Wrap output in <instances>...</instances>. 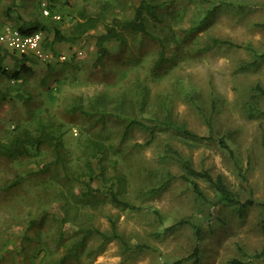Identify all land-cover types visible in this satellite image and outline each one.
Returning a JSON list of instances; mask_svg holds the SVG:
<instances>
[{
	"label": "rangeland",
	"instance_id": "obj_1",
	"mask_svg": "<svg viewBox=\"0 0 264 264\" xmlns=\"http://www.w3.org/2000/svg\"><path fill=\"white\" fill-rule=\"evenodd\" d=\"M139 1L0 0V34L23 21L67 34L83 15L104 14L110 24L130 17ZM147 1L160 5L148 35L120 32L100 56L98 24L56 44L51 62L34 59L20 80L0 76V143L23 129L37 135L41 123L61 140L57 152L43 145L0 155V264H169L195 248L198 264H264V254L251 257L264 244V96L255 90H264V0ZM160 42L165 60L157 66ZM12 66L6 54L4 67ZM78 106L83 112L72 111ZM131 119L146 127L122 137ZM176 154L257 204L240 215L193 178L205 196L197 197L179 177ZM111 185L139 209L115 206ZM112 224L119 239L94 233L111 236Z\"/></svg>",
	"mask_w": 264,
	"mask_h": 264
},
{
	"label": "trees",
	"instance_id": "obj_2",
	"mask_svg": "<svg viewBox=\"0 0 264 264\" xmlns=\"http://www.w3.org/2000/svg\"><path fill=\"white\" fill-rule=\"evenodd\" d=\"M223 3L227 4L229 2L224 0ZM217 7L218 4L214 5L210 10H208L203 20L206 21L209 18V16H212L217 10ZM159 8H160L159 4H155L147 0H140L138 5L134 7L130 17L127 18L115 17L111 20L110 24L105 23L104 14L103 16H101L100 14H97L95 16L83 15L81 16L80 20L77 21L72 26L71 32L67 34L63 33L56 24L44 25L38 22H31V21H27V22L23 21L17 26V30L23 34H30L35 32L43 33L42 31L51 32L53 37L50 40L46 39L45 35H43V47L45 49L51 50L54 56H57L58 53L55 50L56 44L62 42L73 43L78 39H80L87 31L91 29H95L98 24H103L104 32L98 34L95 38V47L99 55L102 56L107 51L105 44L109 41L120 38V32L127 31L139 35H145V36L148 35L149 32L147 30V23L149 20L156 18V13L158 12ZM103 12H105L104 8H103ZM194 31L195 30H191V33H193ZM6 54H9L13 61V66L10 69L4 67V60L6 58ZM34 59L36 58L32 56H16L15 54L10 53L8 50H6L4 47L0 46V76L6 77L9 80L18 81L24 75L30 74L33 71L30 63L34 62ZM164 60H165V48L163 43L160 42V51L157 59V66H159L160 63H162ZM255 90L258 92L259 95L264 96V90L259 85L255 86ZM5 98L6 96L2 92H0V102ZM81 109L82 108L78 106L72 111L83 112V110ZM255 113L257 112H255L254 107L250 106L249 114L252 116L255 115ZM165 124L174 131H177L187 137L193 139L200 138L198 135L188 130L184 125H176L169 120H167ZM134 125L146 127L145 124H143L142 122L137 121L135 119H131L127 121L122 137H125L126 133ZM207 125L209 127V130L212 131L209 120H207ZM219 141L223 147L225 148L227 147L223 139H220ZM43 145L51 146L53 150H55L56 152L59 150L61 146V140L55 134L51 124L41 123L39 127V133L37 135H33L27 129L21 130L16 136L12 137L9 142L0 143V155L6 157H16L24 154V152L28 147L31 148L40 147ZM262 146L264 149V135L262 137ZM176 155L178 162L180 163V166L183 169V174L180 175L179 177L180 179L188 181L192 184L193 191L197 195V197L205 198L204 194L201 192L198 185L193 181V178H201L204 181L208 182L211 188L214 190L215 194L217 195V203L227 207H236L240 215H243L248 207L257 204L252 198H248L245 201L238 200L235 194L232 191H230L229 188L226 186V184L223 182L221 176L218 175L216 177H212L207 171H197L192 167L191 163L188 160L182 159L179 154ZM110 187L111 189H110L109 198L110 201L115 206L120 207L122 209H131V210L139 209L138 206L130 204L120 199L118 193L114 191L113 185H111ZM87 190L92 191V188L90 186H87ZM261 205L263 206V211H264V200L261 203ZM153 213L158 218H160V214L157 210H153ZM183 223L184 221H179L177 224H174L168 228L171 229L176 225H181ZM261 229L264 234V220L261 223ZM93 231L94 230H91L90 233H92ZM94 233L103 236L105 239H112V238L119 239L120 237L119 234H117L116 232V228L114 224H112L111 236H106L104 233L99 232L98 230H95ZM195 233L198 235V228H196ZM82 243H83V238H82ZM262 254H264V244L262 250L259 253L253 254L251 257L254 258L260 257ZM185 260H191V264H198L197 248H195L193 250V253L187 256L186 258L178 259L169 264H181Z\"/></svg>",
	"mask_w": 264,
	"mask_h": 264
},
{
	"label": "built area",
	"instance_id": "obj_3",
	"mask_svg": "<svg viewBox=\"0 0 264 264\" xmlns=\"http://www.w3.org/2000/svg\"><path fill=\"white\" fill-rule=\"evenodd\" d=\"M43 13L48 15L47 8H43ZM0 46L16 56H32L40 62L49 63L54 58L53 52L43 47L41 32L23 34L7 27L0 34ZM58 58L64 60L65 56L60 55Z\"/></svg>",
	"mask_w": 264,
	"mask_h": 264
},
{
	"label": "crops",
	"instance_id": "obj_4",
	"mask_svg": "<svg viewBox=\"0 0 264 264\" xmlns=\"http://www.w3.org/2000/svg\"><path fill=\"white\" fill-rule=\"evenodd\" d=\"M59 56H60V55H59ZM59 56H58V57H59ZM53 59H54V58H53ZM53 59H52V60H53ZM58 59H59V58H58ZM52 60H51V61H52ZM51 61H50V62H51ZM61 61H62V60H61Z\"/></svg>",
	"mask_w": 264,
	"mask_h": 264
}]
</instances>
